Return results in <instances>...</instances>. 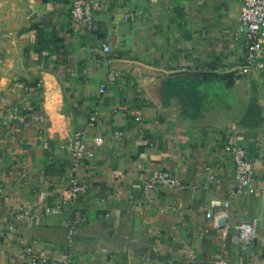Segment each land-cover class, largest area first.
<instances>
[{
	"label": "crops",
	"instance_id": "obj_1",
	"mask_svg": "<svg viewBox=\"0 0 264 264\" xmlns=\"http://www.w3.org/2000/svg\"><path fill=\"white\" fill-rule=\"evenodd\" d=\"M71 2L0 0V264H29L27 245L55 257L67 247L68 220L77 264H264V75L240 73L241 0H93L94 30L71 22ZM194 73L250 112L196 121L178 93L160 88ZM93 111L99 127L87 128V140L100 134L103 143L78 172L88 191L60 214L9 230L15 206L39 210L61 197L65 145ZM227 142L246 149L258 182L230 198L218 227L206 211L233 186ZM155 168L176 174L181 186L139 206L132 183ZM240 221L258 227L246 248Z\"/></svg>",
	"mask_w": 264,
	"mask_h": 264
},
{
	"label": "built area",
	"instance_id": "obj_2",
	"mask_svg": "<svg viewBox=\"0 0 264 264\" xmlns=\"http://www.w3.org/2000/svg\"><path fill=\"white\" fill-rule=\"evenodd\" d=\"M242 9L235 21V37L241 38L244 43L243 57L240 64V73L249 75L252 72H259L264 75V0H241ZM135 12H129L127 16L132 18ZM71 22L81 25L87 30L96 28L94 18L93 0H72L69 10ZM102 50L107 54L106 60L111 50L109 44H103ZM100 92L104 87L99 88ZM139 118V117H138ZM97 121V111H93L87 120L85 128L75 130L65 149L70 155V163L66 170V186L63 194L57 200L45 201L39 210H33L30 207L20 204L12 209L13 222L8 225V229L15 228L16 222L35 220L42 215L51 213L60 214L69 208L74 200L81 194L88 191L90 184L79 175V170L83 164L90 160L95 152L94 146L103 143L100 134L95 135L91 141L87 140V128L99 125ZM34 126L40 128L41 120L39 116L34 117ZM119 135H124L126 130H118ZM224 149L230 155L233 161V186L228 191V196L223 199H213L210 202L211 208L207 209L206 217L214 216L215 224L218 227H224V219L228 216L230 207V198L241 194L252 193L255 190V184L258 178L255 176L253 160L248 158L246 149L236 143L227 142ZM20 174L19 181L22 180ZM212 179L203 183V187H208ZM264 182V181H263ZM181 186L180 178L173 172L166 169H153L150 174L140 180L132 183V187L138 192L137 205L143 206L150 203L156 193L161 189H172ZM2 188L0 186V194ZM213 209L216 214L213 215ZM68 235L67 247L57 255L51 256L41 252L32 245L23 248L22 256L28 259L29 264H77L71 250L75 224L67 221ZM238 240L242 248H246L258 237V227L255 222L240 221L236 225ZM217 264H226L225 260H218Z\"/></svg>",
	"mask_w": 264,
	"mask_h": 264
},
{
	"label": "rangeland",
	"instance_id": "obj_3",
	"mask_svg": "<svg viewBox=\"0 0 264 264\" xmlns=\"http://www.w3.org/2000/svg\"><path fill=\"white\" fill-rule=\"evenodd\" d=\"M200 76L201 74L194 73V75H191L186 80L183 79L184 81L190 82L194 85L195 95L199 99L198 104L192 108H188L192 114V117L196 121L200 123L211 122L214 121L217 116H231L238 112L242 113V110L244 111V109L245 113L250 112V109L248 108L243 107V109H241L242 105L240 104L238 98L229 95L227 96L226 90H223L218 82L215 83V86H212L215 87V89L208 90L209 87H205V85L200 80ZM162 83L165 88L164 91H171V89L167 88L172 83L170 79H166ZM230 104H233L234 107L226 111L225 108ZM235 107L237 109H235ZM247 118L248 121L250 116L247 115Z\"/></svg>",
	"mask_w": 264,
	"mask_h": 264
},
{
	"label": "trees",
	"instance_id": "obj_4",
	"mask_svg": "<svg viewBox=\"0 0 264 264\" xmlns=\"http://www.w3.org/2000/svg\"><path fill=\"white\" fill-rule=\"evenodd\" d=\"M183 79L184 76L182 75H178L174 79L171 78L170 80L172 81V83L167 88L178 93L183 99L184 103L190 105V107L192 108L196 104H198L199 99L195 95L194 85L190 82L184 81L185 79ZM160 88L165 89L163 83H161Z\"/></svg>",
	"mask_w": 264,
	"mask_h": 264
}]
</instances>
